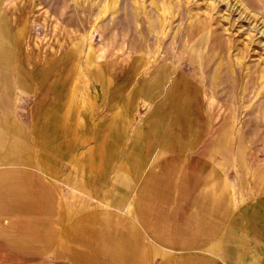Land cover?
<instances>
[{
    "label": "rangeland",
    "instance_id": "374dc122",
    "mask_svg": "<svg viewBox=\"0 0 264 264\" xmlns=\"http://www.w3.org/2000/svg\"><path fill=\"white\" fill-rule=\"evenodd\" d=\"M8 164L154 230L176 180L264 198V0H0Z\"/></svg>",
    "mask_w": 264,
    "mask_h": 264
},
{
    "label": "crops",
    "instance_id": "0c3cea01",
    "mask_svg": "<svg viewBox=\"0 0 264 264\" xmlns=\"http://www.w3.org/2000/svg\"><path fill=\"white\" fill-rule=\"evenodd\" d=\"M184 186L173 181L180 200L161 206L154 230L141 220L145 205L139 217L116 206L80 209L47 172L8 164L0 168V264H264V198L233 211L223 190L192 189L186 200Z\"/></svg>",
    "mask_w": 264,
    "mask_h": 264
}]
</instances>
